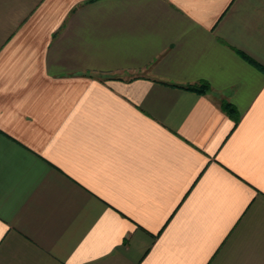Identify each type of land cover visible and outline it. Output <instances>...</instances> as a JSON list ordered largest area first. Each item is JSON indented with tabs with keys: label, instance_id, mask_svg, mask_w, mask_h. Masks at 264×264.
Masks as SVG:
<instances>
[{
	"label": "crops",
	"instance_id": "obj_1",
	"mask_svg": "<svg viewBox=\"0 0 264 264\" xmlns=\"http://www.w3.org/2000/svg\"><path fill=\"white\" fill-rule=\"evenodd\" d=\"M0 264H264V0H0Z\"/></svg>",
	"mask_w": 264,
	"mask_h": 264
},
{
	"label": "trees",
	"instance_id": "obj_2",
	"mask_svg": "<svg viewBox=\"0 0 264 264\" xmlns=\"http://www.w3.org/2000/svg\"><path fill=\"white\" fill-rule=\"evenodd\" d=\"M184 87L186 89L195 90L198 92H202V91L209 88V86L206 85V83H201L199 85L198 84H190V85H185ZM222 107H223V110H226L228 112V114L232 115L234 109H232L233 107L229 103H223ZM232 117L235 119V121H237L238 117L236 115H234V116L232 115Z\"/></svg>",
	"mask_w": 264,
	"mask_h": 264
}]
</instances>
